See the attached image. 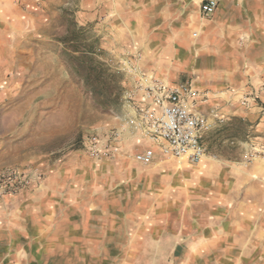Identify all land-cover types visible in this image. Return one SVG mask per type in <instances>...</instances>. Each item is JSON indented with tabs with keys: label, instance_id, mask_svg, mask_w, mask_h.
Segmentation results:
<instances>
[{
	"label": "rangeland",
	"instance_id": "obj_1",
	"mask_svg": "<svg viewBox=\"0 0 264 264\" xmlns=\"http://www.w3.org/2000/svg\"><path fill=\"white\" fill-rule=\"evenodd\" d=\"M10 1L0 0V264H264V131L252 133L253 122L218 127L198 164L142 165L133 155L148 141L138 135L115 159L84 151L86 135L123 127L146 88L198 92L203 71L174 68L172 39L138 19L140 0L128 23L81 20L83 0H30V20ZM230 93L228 104L242 102ZM255 138L261 145H242ZM45 190L57 221L73 225L67 245L36 238L27 201Z\"/></svg>",
	"mask_w": 264,
	"mask_h": 264
},
{
	"label": "crops",
	"instance_id": "obj_2",
	"mask_svg": "<svg viewBox=\"0 0 264 264\" xmlns=\"http://www.w3.org/2000/svg\"><path fill=\"white\" fill-rule=\"evenodd\" d=\"M202 1L140 0L143 13L138 19L143 22L155 21L156 24L151 25L155 28L152 34L172 39L170 45L173 44L174 49V68L188 70L191 76H194L196 69L203 71L194 80L198 92H203L202 97H208L199 110L205 115L211 111L217 115V122L206 138L234 118L253 122L252 133L264 131V108L259 104L264 103V0H210L214 9L208 18H202ZM130 2L83 0L81 20L134 22V16L129 11V6L134 3ZM27 3L29 7L26 12L20 9L21 5L15 0L10 1L7 7L16 14L18 7L19 14L31 20L30 6L34 3L30 0ZM118 6L124 8L119 10ZM193 27H198L200 31L196 40L193 39ZM128 30L132 31L131 28ZM36 34L37 31L31 32L32 36ZM232 90L243 95L242 102L239 100L238 104H228V101L238 97L230 93ZM222 100L224 102H220ZM219 103L223 107H218ZM259 139L246 141L242 145H261ZM53 196L48 190L35 191L28 196L29 212L35 218L36 238L46 246L67 245L73 236V225L57 221L60 211L53 204ZM17 203L14 213L22 210V202ZM6 216V209L1 207L0 221L5 222ZM80 226L82 230L87 229L86 224H79V229ZM134 239H131V244L135 243ZM259 261L264 262V253H260Z\"/></svg>",
	"mask_w": 264,
	"mask_h": 264
},
{
	"label": "built area",
	"instance_id": "obj_3",
	"mask_svg": "<svg viewBox=\"0 0 264 264\" xmlns=\"http://www.w3.org/2000/svg\"><path fill=\"white\" fill-rule=\"evenodd\" d=\"M205 14L214 4L202 1ZM206 101L200 93L185 85H153L144 90L142 103L132 108L121 129L94 132L83 139V148L95 161L115 159L124 154V143L130 136L144 137L148 143L133 159L150 165L159 156L200 163L206 156L205 138L217 122L211 111L203 114L199 107ZM129 138V137H128Z\"/></svg>",
	"mask_w": 264,
	"mask_h": 264
}]
</instances>
